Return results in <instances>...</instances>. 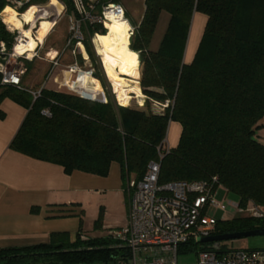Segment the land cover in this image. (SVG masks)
Returning <instances> with one entry per match:
<instances>
[{"label": "trees", "instance_id": "trees-1", "mask_svg": "<svg viewBox=\"0 0 264 264\" xmlns=\"http://www.w3.org/2000/svg\"><path fill=\"white\" fill-rule=\"evenodd\" d=\"M63 1L71 11L70 0ZM162 12L168 14L166 26L152 49ZM195 13L206 21L187 61ZM3 20L0 62L11 52L16 34ZM130 22L135 28L129 47L137 52L139 65L127 77L139 81L146 109L129 106L135 97L126 105L116 104L99 70L95 74L106 101L48 87L31 89L39 90L34 98L26 86L3 84L0 72V104L8 98L27 110L10 148L58 164L66 174L80 170L106 176L110 163L117 162L125 187L128 179H141L161 149L159 183L216 177V185L233 194L240 206H264V142L256 135L264 119V0H143L140 20ZM93 29L105 33L101 25ZM85 47L97 67L89 42ZM77 59L83 62L80 55ZM32 61L24 59L26 70ZM150 101L163 105V111H152ZM4 116L0 107V119ZM171 122L181 130L177 144L165 150ZM101 219L100 212L95 228ZM256 228H264V218L236 215L217 218L213 234ZM211 248L213 243L189 241L177 253ZM217 251H223L221 245ZM128 257V248L110 233H78L71 241L66 233L54 232L47 243L0 248V264H121Z\"/></svg>", "mask_w": 264, "mask_h": 264}, {"label": "built area", "instance_id": "built-area-1", "mask_svg": "<svg viewBox=\"0 0 264 264\" xmlns=\"http://www.w3.org/2000/svg\"><path fill=\"white\" fill-rule=\"evenodd\" d=\"M51 1L56 3V19L48 34L54 30L61 16L66 15L67 37L59 56L68 51L75 58L67 68L76 74L80 69L83 70L77 57L80 55L83 62L89 59L86 42H89L92 50L98 55L95 44L98 32L93 29L95 26L101 25L106 31V22L112 18H124L130 24L128 29L130 37L134 31L135 27L126 14L122 0H70L72 10L69 12L66 11L63 0H0V3H5L4 8L0 10V18L3 20L1 14L7 6L14 8L21 16L19 12L21 8H28L33 4L45 6ZM44 13V16L49 17V13ZM34 14L36 23H40L38 12ZM22 23L23 27H30L28 22L23 20ZM6 25L9 30L16 32L8 57H22V54L17 55L14 52V44L21 39L22 34L19 29L12 28L7 23ZM34 37L36 38L35 35ZM42 44L43 42H38L33 55L38 54ZM1 47L3 50V44ZM84 52L87 57L84 56ZM8 57L0 62L1 82L20 86L25 69L23 67L8 69ZM57 58L50 62L57 65ZM84 71L93 74L91 69ZM61 85L67 87L69 92L82 96L64 83L59 84ZM30 92L34 98L39 94V90ZM103 99L105 101V97ZM44 113L49 114L47 110H44ZM168 149L169 146L165 143V150ZM163 154L159 149L158 160L148 163L141 179H128L126 183L127 223L110 232L129 250L128 260L121 264H180L177 259L178 246L189 241L198 242L199 238L212 235L217 219L212 216L211 210L225 211L226 206L223 202H216L214 198L218 186L216 177L210 181L174 180L159 183L160 160ZM228 205L234 207V216L264 218V206L251 204L243 207L234 201H229ZM190 264H264V250L239 248L219 252L214 248L201 249L196 253L195 261Z\"/></svg>", "mask_w": 264, "mask_h": 264}, {"label": "crops", "instance_id": "crops-1", "mask_svg": "<svg viewBox=\"0 0 264 264\" xmlns=\"http://www.w3.org/2000/svg\"><path fill=\"white\" fill-rule=\"evenodd\" d=\"M31 6L36 8L39 5ZM7 8L15 15H20L14 8L10 6ZM162 19L163 14L160 16L151 42L152 49L158 45V41L155 43V37ZM205 21V15L194 14L185 50L187 61L192 58L198 42L199 33L197 34L195 25L202 29ZM26 22L30 24V28L34 27V31L36 30L35 15L32 14ZM50 34L44 38L47 39ZM45 39L41 42L44 43ZM42 48L43 44L38 53ZM52 50L50 48L49 54L44 55L45 60L52 61L59 56V53H53ZM33 54L34 52L30 53L31 56L28 60L36 57ZM63 56L69 57L70 63L75 59L68 51ZM84 56L87 57L85 52ZM20 67L26 70V64ZM24 74L21 77V85L30 88V90L36 89V87L26 85ZM130 95V99L137 98L133 93ZM0 107L5 112L4 118L0 119V248L47 243L50 240V235L54 232L66 233L73 241L78 233L95 237L105 236L111 231L119 229L120 227L106 226L103 227L106 230L104 235L90 234L95 230H87L85 221L94 219L100 208L104 209L106 219L111 214H115L114 211L116 212L117 209L123 212L124 207L127 216V196L120 165L117 162H111L106 176L80 170L66 174L62 166L58 164L38 160L17 152L10 148V142L27 110L8 98L2 100ZM169 127L173 137L172 139L170 137L169 140L166 137V143L171 147L175 145V135L180 133L181 128L177 122H171ZM122 218L116 217L115 219L124 221L123 214Z\"/></svg>", "mask_w": 264, "mask_h": 264}, {"label": "rangeland", "instance_id": "rangeland-1", "mask_svg": "<svg viewBox=\"0 0 264 264\" xmlns=\"http://www.w3.org/2000/svg\"><path fill=\"white\" fill-rule=\"evenodd\" d=\"M122 2L129 14V20L137 23L139 19L141 18V14L143 12V0H122ZM162 14H163V19L159 26L157 36L155 37V43L159 41L161 35L164 32L165 26H166L168 14L166 12H162ZM191 27H192V23H191ZM191 27H190V30H191ZM203 27L204 26H202V29ZM195 28L197 30V34L199 33V37L197 38V41H199L202 29L196 25H195ZM189 34H190V31H189ZM66 37H67V16L62 15L57 25L55 26L54 31L47 37V39H45L42 50L36 55V57H33L31 67L25 70L24 76H25L26 85L31 86V87L33 86L34 88L35 87L36 88L48 87V88H52L56 90H62V91L69 92L67 87L63 85L59 86V84L64 83L63 79H65L66 76L70 77L71 79H74L76 77V72L70 71L67 68V65L70 63L71 59L69 57L61 55L57 58V65H54L49 60L44 59L45 57L44 55L49 54L50 48L53 49L52 50L53 53H59L65 45ZM104 40L106 41H103L102 39L99 40L98 45L101 47L103 55H109L107 56L108 58L98 56L93 51L95 54L96 61H97V67H95V65L92 63L90 58L85 62H81V65H82L83 70L91 69L93 72L92 76L96 78L97 80H98L97 76L94 75L95 72L99 70L101 71V73H103V80L106 86L105 88L109 90V93L113 95V99L115 103L118 104V101L116 99V92L119 89L118 78L120 75H122L123 66H122V62L116 57V55H114L112 46L108 44L107 42V40L111 42V40L109 39V35L105 36ZM197 44L198 42L196 43V46ZM24 59L28 60V58H26V55H23L22 57H14V56L10 57L9 56L7 59L8 69H11L12 67L25 66ZM65 72H68V73L70 72V73L69 75L68 73L66 75ZM129 72L125 73L124 76L127 77V74H129ZM98 81L100 83V86H102L101 90H103V95L100 98H97V99L93 98V99L104 101L103 97H105V101H106V94H105L106 90L104 86L101 84L100 80ZM112 88L114 89V91ZM73 94H75V92ZM81 95L85 96L86 94L84 93ZM89 99H92V98H89ZM139 100H140L139 98L132 99L129 106L134 107V108L146 109V105H144V97L142 98L143 105H138L137 101L140 102ZM162 106L163 105H159L157 103L150 101V109L152 111L161 112L163 111ZM260 123H261V126L257 129L256 135H257V138L261 142H264V119H262ZM178 134L175 135L176 137L175 145L177 144V141H178V137H179ZM170 137L172 139L173 136L170 134V127H169L168 132H167L168 140L170 139ZM214 198L216 202H219V203L223 202L226 208H225V211L220 210V209L211 210L212 216L215 217L216 219L222 218V217L227 218V219L232 218L235 214V209L234 207L229 206L228 202L229 201L236 202L237 198L233 194L227 193L224 187L221 185L217 186V191H216ZM125 210H126L125 207L123 209V212L120 209H117L116 212L114 211L115 214H111L106 219L104 209L100 208L94 219L93 218L91 220L87 219V221H85L86 222L85 228L87 230H93V229L95 230L94 233H90V234L104 235L106 233V230H104L103 227H106V226L112 227V228L123 227L127 223V216L125 214ZM100 212L102 213L101 223L99 227L95 228L94 226L95 220L98 218ZM122 214L125 217L124 221L120 219L118 220L115 219L116 217H120L121 219H123ZM220 245L223 248V250H231V249H239V248L240 249L264 250V235H255V236H248V237H242V238H236V239H228V240L221 241ZM195 258H196V254L194 252H190L187 254L179 253L177 255V259L180 264L193 263L195 261Z\"/></svg>", "mask_w": 264, "mask_h": 264}, {"label": "bare ground", "instance_id": "bare-ground-1", "mask_svg": "<svg viewBox=\"0 0 264 264\" xmlns=\"http://www.w3.org/2000/svg\"><path fill=\"white\" fill-rule=\"evenodd\" d=\"M55 4V2L51 1L45 6L39 5L36 8L34 6H30L23 13H21V17L10 12L7 7L3 10L1 16L5 22L10 27L19 29L22 34L21 39L14 44L15 54L26 55V58H30V53L34 52L38 42L40 43L44 39L56 19ZM35 12H38L37 16L41 18L39 20L40 23L37 22L36 30L34 31V27H27L26 29L23 28L22 19L26 21L32 16V14L35 15L36 19V14H34ZM44 12L47 14L49 13V17L44 16ZM129 26L130 24L124 18H112L111 21L106 22L105 24V27L107 28L105 31L106 33L98 34L95 37L98 55L108 58L107 56L109 55H103L102 49L98 45V42L101 39L106 41L104 40L105 36L109 35L111 42L109 40H107V42L112 46L114 55H116V57L122 62L123 71L122 75H120L118 78L119 89L116 92V99L120 105H126L128 103L131 93L140 99V104L142 103V98L144 96L141 91L139 81L124 76L125 73H128L139 65L137 52L131 50L128 46L130 41L128 31ZM67 73L68 72H65L66 75ZM63 80L65 85H67L72 90H76L79 94L85 93V96H90L92 98H100L103 95L99 81L88 71L80 69L74 79L66 76Z\"/></svg>", "mask_w": 264, "mask_h": 264}, {"label": "water", "instance_id": "water-1", "mask_svg": "<svg viewBox=\"0 0 264 264\" xmlns=\"http://www.w3.org/2000/svg\"><path fill=\"white\" fill-rule=\"evenodd\" d=\"M255 235H264V228H256L252 230L238 231V232L225 233V234H212L206 237L199 238L198 243H213V248L218 250L221 241L248 237V236H255Z\"/></svg>", "mask_w": 264, "mask_h": 264}]
</instances>
